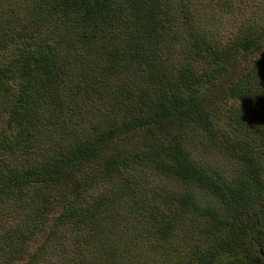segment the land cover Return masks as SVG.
<instances>
[{
	"label": "trees",
	"instance_id": "trees-1",
	"mask_svg": "<svg viewBox=\"0 0 264 264\" xmlns=\"http://www.w3.org/2000/svg\"><path fill=\"white\" fill-rule=\"evenodd\" d=\"M262 49L264 0H0V264H264Z\"/></svg>",
	"mask_w": 264,
	"mask_h": 264
},
{
	"label": "rangeland",
	"instance_id": "rangeland-1",
	"mask_svg": "<svg viewBox=\"0 0 264 264\" xmlns=\"http://www.w3.org/2000/svg\"><path fill=\"white\" fill-rule=\"evenodd\" d=\"M202 11L207 13V15L205 17L209 18L210 15L212 14L211 11H210V6L209 7H202L201 8ZM213 19L210 18L209 20V23L212 22ZM214 22L215 24H211V25H207L209 27V29H211V34L214 36V39H218V40H223V41H227L229 40L231 37H232V34H233V24H234V18H225V19H214ZM217 26L215 29L214 26ZM264 49H262L261 52H258L256 54H254V58H253V61L260 58L262 55H264ZM243 63V61H242ZM245 66V65H244ZM243 67V66H242ZM226 84V82L224 83ZM209 96V95H208ZM208 96H201V100H204L206 99ZM229 105H235V106H238V107H242V109H244L243 111H251L252 110V107L250 105V103H248L247 105H244L240 102H237L233 99H230L229 100ZM142 180V179H140ZM174 186H178V184H175ZM127 205H129L127 202H126V199H124V201L122 203H117L114 207V209L116 211H118L119 207L120 206H123L122 210L119 211V214L121 216H123L122 214H125L127 212ZM53 213H50V219H52V216ZM128 215L130 214H126L124 215V218L127 217ZM139 215V218H143L144 220V215ZM24 216V211H20V212H9L7 215L4 216V220L0 218V227H10V226H16L17 223H19L22 218ZM53 220H50V222H52ZM122 221V220H121ZM89 224L87 225H84V227L86 228H89ZM52 228V224H48L47 226V230H42L38 233V235L36 236V238L33 240V242H31V244H29L30 248L32 251H35V249L40 245V243H43L47 236H48V229H51ZM70 229H66V228H62L60 230H57V234H56V237H57V240L55 241V243L51 244V246H48V253L47 254V257H46V260H41L40 264H55L53 261H60L62 262L63 264H66V260L68 259L67 261V264H72V261L76 258L78 259V250H77V254L75 255L72 251H65L62 247H60L61 245H64L65 246V239L63 237V235L65 233H69ZM191 236H194V235H189L188 237H191ZM197 237H194V239H196ZM74 239H72L71 241L69 242H73ZM183 242H180L181 243V246L182 247V250L185 252L187 249H186V245L187 243L190 241V238L186 241V240H182ZM48 242V241H47ZM85 242V241H84ZM49 243V242H48ZM81 244V243H79ZM55 250V256H51V252H53V249ZM131 251H133L134 254H136V251L132 248ZM171 253V254H170ZM164 256H167L168 260L170 258V261H172V264H175L173 263L174 260H177L175 254H173L171 252L170 249H168V251L165 253V254H161V255H158V258L159 259H163ZM52 261V262H50ZM12 264H25V261H17V262H14ZM119 264V263H117ZM130 264H132V262H130Z\"/></svg>",
	"mask_w": 264,
	"mask_h": 264
}]
</instances>
